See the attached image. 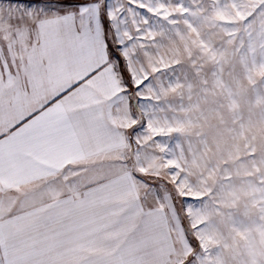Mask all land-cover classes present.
<instances>
[{"label":"snow or ice","instance_id":"1","mask_svg":"<svg viewBox=\"0 0 264 264\" xmlns=\"http://www.w3.org/2000/svg\"><path fill=\"white\" fill-rule=\"evenodd\" d=\"M0 264H264V0H0Z\"/></svg>","mask_w":264,"mask_h":264}]
</instances>
